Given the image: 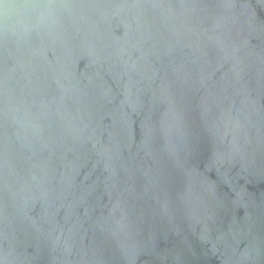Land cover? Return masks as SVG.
<instances>
[{
	"label": "water",
	"instance_id": "obj_1",
	"mask_svg": "<svg viewBox=\"0 0 264 264\" xmlns=\"http://www.w3.org/2000/svg\"><path fill=\"white\" fill-rule=\"evenodd\" d=\"M0 264H264V0H0Z\"/></svg>",
	"mask_w": 264,
	"mask_h": 264
}]
</instances>
